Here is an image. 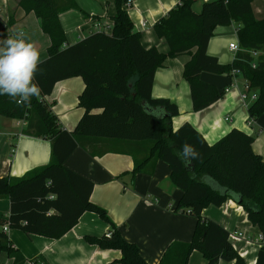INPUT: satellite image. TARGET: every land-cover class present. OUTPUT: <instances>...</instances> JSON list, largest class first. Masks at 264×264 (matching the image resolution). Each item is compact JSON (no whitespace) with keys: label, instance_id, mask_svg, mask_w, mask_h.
I'll return each mask as SVG.
<instances>
[{"label":"trees","instance_id":"trees-1","mask_svg":"<svg viewBox=\"0 0 264 264\" xmlns=\"http://www.w3.org/2000/svg\"><path fill=\"white\" fill-rule=\"evenodd\" d=\"M131 1L114 0L116 11L109 31L67 44L59 15L79 8L75 0H19L26 13L33 12L41 20L51 43L48 57L38 63L34 74L40 98L33 96L30 103L18 104L0 95V116L23 119L27 123L23 134L51 140V160L20 177L0 175V198L10 201L9 227L58 239L83 213L93 212L110 223L111 229L102 236H86L89 243L119 250L121 256L113 263L149 264L106 209L91 200L93 181L65 165L77 147L95 155L104 144L106 149L132 157V176L152 174L158 160L167 163L172 184L182 191L175 211L196 218L191 240L171 243L157 264H189L194 251L201 252L207 264L221 260L246 264L233 249L229 231L203 216L208 206L219 207L230 199L243 207L251 225L260 230L263 244L255 264H264V159L253 149L254 135L232 128L210 144L189 122L174 129L177 104L152 96L157 68L169 57L188 54L183 78L189 83L194 111L203 110L226 93L225 87L202 80V72L233 78L232 70L238 69L249 91L257 94L248 106L250 118L257 120L264 114V19L256 17L253 0H210L203 2L200 11L193 9L196 0H181L154 24L156 36L168 45V51L162 52L146 47L142 34L134 30L128 13ZM13 24L11 17L0 37L13 35L9 30ZM231 24L236 26L240 50L231 63L224 64L210 55L207 47L217 26ZM76 76L85 85L78 100L83 114L68 131L59 125L46 97L59 81ZM185 143L193 146L198 158L182 157ZM9 242L0 231V253L6 251L15 264L24 262V256Z\"/></svg>","mask_w":264,"mask_h":264},{"label":"crops","instance_id":"crops-1","mask_svg":"<svg viewBox=\"0 0 264 264\" xmlns=\"http://www.w3.org/2000/svg\"><path fill=\"white\" fill-rule=\"evenodd\" d=\"M77 9H69L59 15L67 36V44H74L92 33L99 31L98 25L112 26V15L116 8L114 0H75ZM193 4L195 11H200L202 3ZM253 0V10L257 18L264 19V6L261 0ZM181 0H132L128 9L134 30L142 34L146 47H157L162 52L168 51L164 39L154 32V24L178 4ZM14 24L9 28L15 34L23 32L27 42L39 51V62L48 57L47 49L51 40L42 31L41 20L33 13H26L19 0H0V30L6 27L9 19ZM145 22L146 26L142 23ZM238 42L235 24L217 26L210 39L207 52L216 56L221 63H231L235 53L229 49L230 43ZM190 55L181 54L169 57L164 66L157 68L152 86V96L168 98L177 104L179 114L172 119V126L177 129L184 122H189L212 144L228 133L232 128H239L254 135L253 149L264 159V114L253 123L248 106L241 99L245 80L241 75L230 78L226 74L202 72L201 79L230 89L224 97L200 111L193 110L189 83L183 78L184 65ZM236 80L238 86L232 87ZM81 77H71L59 81L51 95L46 97L53 113L58 117L61 128L71 131L83 114L79 106V95L84 89ZM229 117L230 120H226ZM27 123L21 119L0 116V175L20 177L28 171L46 165L51 160V140L23 134ZM104 145V144H102ZM100 144L99 152L90 154L82 147H77L65 161V165L90 179L94 183L91 200L105 208L122 235L136 243L143 257L149 264H157L169 245L175 241H190L196 225V218L188 213L177 212L175 208L182 191L170 180V168L167 163L158 160L152 174L137 173L132 176L134 167L130 155L114 152ZM10 201L0 198V221H6L0 231L7 235L9 244L18 249L25 260L20 264H119L113 263L120 258L119 250H104L89 243L88 235L102 236L109 233L110 223L98 214L85 212L78 223L58 239L27 234L8 225ZM203 216L216 221L227 231H243L246 237L256 239L260 230L252 226L243 207L233 200H227L221 206L210 205L203 210ZM238 246L247 251L244 259L255 264L260 247L240 242ZM196 255L194 251L189 264ZM204 258V256H203ZM201 260V259H200ZM202 264H207L204 258ZM234 264L235 261H223L219 264ZM0 264H15L13 257L6 251L0 253Z\"/></svg>","mask_w":264,"mask_h":264},{"label":"clouds","instance_id":"clouds-1","mask_svg":"<svg viewBox=\"0 0 264 264\" xmlns=\"http://www.w3.org/2000/svg\"><path fill=\"white\" fill-rule=\"evenodd\" d=\"M39 51L27 42L22 32L0 37V95H7L18 104H28L35 96L40 98L41 89L34 83L38 70ZM182 157L198 158L193 146H182Z\"/></svg>","mask_w":264,"mask_h":264},{"label":"built area","instance_id":"built-area-1","mask_svg":"<svg viewBox=\"0 0 264 264\" xmlns=\"http://www.w3.org/2000/svg\"><path fill=\"white\" fill-rule=\"evenodd\" d=\"M203 2H208L210 0H202ZM143 26H146V23L143 22L142 23ZM98 28H99V31H109L110 30V27L109 25H98ZM23 33V32H22ZM229 49L233 52V53H237L239 50H240V47H239V43L238 42H235V43H230L229 45ZM254 56H257L258 55V52L256 51H252L251 52ZM253 66H255V64L253 63ZM232 75H233V78L240 75V71L238 69H233L232 70ZM232 87H237L238 84H237V81L234 80L231 84ZM244 90L241 92V99L243 101V103H245L246 105H248L247 103L248 102H252L253 100L256 99L257 97V94L255 92H250L249 91V85L247 82H245L244 84ZM230 88L227 87L226 88V92L229 90ZM226 120H230L229 117H226ZM249 123H253V120L251 119L249 121ZM9 229V225H5L4 226V231H7ZM228 237H229V241L233 247V249L239 254V256L243 259L246 258L247 256V251H243L239 246L238 244L240 242H244L246 245H256L257 247H260L262 246L263 244V236L262 234H260L258 236V238L256 239H251L249 237H246V235L244 234L243 231H238V230H233V231H229V234H228ZM246 264H252L251 261H248Z\"/></svg>","mask_w":264,"mask_h":264},{"label":"rangeland","instance_id":"rangeland-1","mask_svg":"<svg viewBox=\"0 0 264 264\" xmlns=\"http://www.w3.org/2000/svg\"><path fill=\"white\" fill-rule=\"evenodd\" d=\"M198 2V5L196 6V7H198L201 3H202V0H198L197 1ZM256 4L258 5V1L256 0ZM261 4H263V6H264V0H261ZM2 29V28H1ZM2 198H7V197H2ZM6 223V221L4 222V220H2V221H0V228H1V226H3V224H5ZM201 259V260H200ZM205 260H204V258H203V256H201V255H196V256H194V258L192 259V263L191 264H202L201 262H204ZM226 263V262H225ZM227 264V263H226Z\"/></svg>","mask_w":264,"mask_h":264},{"label":"water","instance_id":"water-1","mask_svg":"<svg viewBox=\"0 0 264 264\" xmlns=\"http://www.w3.org/2000/svg\"><path fill=\"white\" fill-rule=\"evenodd\" d=\"M2 30V29H1Z\"/></svg>","mask_w":264,"mask_h":264}]
</instances>
